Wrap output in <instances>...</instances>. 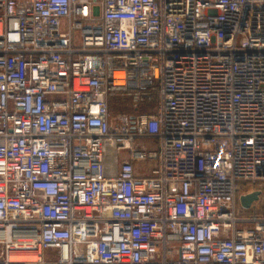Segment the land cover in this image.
<instances>
[{"label": "built area", "instance_id": "2783aa9c", "mask_svg": "<svg viewBox=\"0 0 264 264\" xmlns=\"http://www.w3.org/2000/svg\"><path fill=\"white\" fill-rule=\"evenodd\" d=\"M0 264H264V0H0Z\"/></svg>", "mask_w": 264, "mask_h": 264}, {"label": "rangeland", "instance_id": "374dc122", "mask_svg": "<svg viewBox=\"0 0 264 264\" xmlns=\"http://www.w3.org/2000/svg\"><path fill=\"white\" fill-rule=\"evenodd\" d=\"M110 111L113 117L118 116L122 112L131 111V102L127 97H114L110 100Z\"/></svg>", "mask_w": 264, "mask_h": 264}, {"label": "water", "instance_id": "95a60500", "mask_svg": "<svg viewBox=\"0 0 264 264\" xmlns=\"http://www.w3.org/2000/svg\"><path fill=\"white\" fill-rule=\"evenodd\" d=\"M259 192H254L246 196L241 197V202L244 207H249L254 200L259 199Z\"/></svg>", "mask_w": 264, "mask_h": 264}, {"label": "trees", "instance_id": "16d2710c", "mask_svg": "<svg viewBox=\"0 0 264 264\" xmlns=\"http://www.w3.org/2000/svg\"><path fill=\"white\" fill-rule=\"evenodd\" d=\"M114 98V97H113ZM111 100V99H110ZM158 102V95L157 93L155 92L154 93V98L153 100L150 102V103H146L144 106H143V109H146L148 107H154L156 105V103Z\"/></svg>", "mask_w": 264, "mask_h": 264}, {"label": "crops", "instance_id": "0c3cea01", "mask_svg": "<svg viewBox=\"0 0 264 264\" xmlns=\"http://www.w3.org/2000/svg\"><path fill=\"white\" fill-rule=\"evenodd\" d=\"M142 164L143 163H141V162L136 163V168L138 169V171L141 169Z\"/></svg>", "mask_w": 264, "mask_h": 264}, {"label": "bare ground", "instance_id": "6f19581e", "mask_svg": "<svg viewBox=\"0 0 264 264\" xmlns=\"http://www.w3.org/2000/svg\"><path fill=\"white\" fill-rule=\"evenodd\" d=\"M16 254H18V253H16ZM17 258V256H14V259H16Z\"/></svg>", "mask_w": 264, "mask_h": 264}]
</instances>
